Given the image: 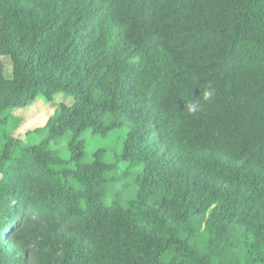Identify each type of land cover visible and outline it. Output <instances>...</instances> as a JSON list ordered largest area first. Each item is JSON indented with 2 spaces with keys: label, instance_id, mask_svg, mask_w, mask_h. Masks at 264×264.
Returning a JSON list of instances; mask_svg holds the SVG:
<instances>
[{
  "label": "trees",
  "instance_id": "16d2710c",
  "mask_svg": "<svg viewBox=\"0 0 264 264\" xmlns=\"http://www.w3.org/2000/svg\"><path fill=\"white\" fill-rule=\"evenodd\" d=\"M0 264H264V0H0Z\"/></svg>",
  "mask_w": 264,
  "mask_h": 264
},
{
  "label": "rangeland",
  "instance_id": "374dc122",
  "mask_svg": "<svg viewBox=\"0 0 264 264\" xmlns=\"http://www.w3.org/2000/svg\"><path fill=\"white\" fill-rule=\"evenodd\" d=\"M4 58L6 57H2L1 59L3 60ZM8 60L4 63L6 64L4 67V75L7 78L11 76V62ZM8 62H10V64ZM62 103L71 105L72 100H66L61 94H56L53 100L48 102L39 94L34 99L12 109V115L22 120L20 127L13 131L12 138L21 140L23 145H32L42 140L45 137L43 134L37 136L35 134L29 135V133L36 128L43 127L47 119L54 114L55 109ZM125 136V129H118L106 135L94 134L90 131L87 132L84 136V161L91 162L94 153L102 149L105 151L104 161L109 163L113 162L115 155H119L122 151L123 139ZM66 146V140H63L58 147L60 156L63 159L69 158V152ZM122 170H124V165L119 164L117 174ZM112 187H114V184Z\"/></svg>",
  "mask_w": 264,
  "mask_h": 264
},
{
  "label": "clouds",
  "instance_id": "9594fccd",
  "mask_svg": "<svg viewBox=\"0 0 264 264\" xmlns=\"http://www.w3.org/2000/svg\"><path fill=\"white\" fill-rule=\"evenodd\" d=\"M214 89L209 87L207 90L203 91L201 96L204 101H211L214 97ZM200 98L195 97L193 101L187 104V111L189 114H195L200 110Z\"/></svg>",
  "mask_w": 264,
  "mask_h": 264
}]
</instances>
